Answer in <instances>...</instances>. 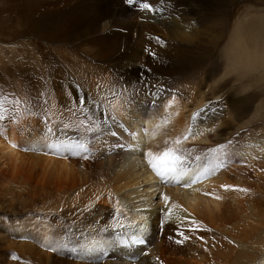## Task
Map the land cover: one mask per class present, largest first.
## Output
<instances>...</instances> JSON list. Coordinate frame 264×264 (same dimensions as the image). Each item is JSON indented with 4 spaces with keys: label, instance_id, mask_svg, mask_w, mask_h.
<instances>
[{
    "label": "bare ground",
    "instance_id": "1",
    "mask_svg": "<svg viewBox=\"0 0 264 264\" xmlns=\"http://www.w3.org/2000/svg\"><path fill=\"white\" fill-rule=\"evenodd\" d=\"M127 2L129 0H26L25 5L22 4L23 8L20 6V10L22 8L23 11H26L27 8L32 9V13L28 11L23 16L26 20V29L30 33L45 41H50L60 48L69 44V42H73L75 45L72 49L77 50L79 48L81 53H84L82 56H88L95 61V66L100 70L99 74L97 72V79L100 80L101 85H99V90L97 86L99 82L95 84L94 81H91L95 86L93 89H96L94 95H91L92 91L89 90L91 88L88 89L85 86L87 87L86 90L83 87L84 83L81 84L83 90L75 89L67 82L69 79L67 75L68 79L66 78V80L65 74L61 70H56L50 65L47 70L51 75L49 84L52 87V92L50 90V96L54 98L59 95H61L60 97L63 96V102L60 103L62 105L58 104L56 106L60 110L62 108L59 107L65 105L63 112H66L65 116L56 118V124L59 123L62 128L60 127L56 134H52L51 139L45 138V130L43 133L36 131L37 121L32 117L28 116L29 119L27 117L23 118L25 115L19 117L21 118L19 120L18 116L13 114L14 109L7 113L8 110L13 108L11 106L12 102L9 103L10 98L8 96L0 103L2 105L0 109L4 108L3 113L8 114L7 117L0 116L2 117L0 119V201L4 191L9 193V196L15 194L10 193L13 191H9V188L12 189V186L15 188L17 184L21 187L16 185L20 190L25 189V195L31 197V199L29 198L30 201L35 202L34 199L37 196L43 195L40 197L47 199V201L42 199L40 203L41 198H38L36 208L39 207V204H42L43 206L38 209L45 211L49 209L45 214H38V212L32 213L35 209L32 210L28 207V213L23 219L8 218L9 223L7 222V224L9 226L6 224L5 227H9V230L13 232V236L18 237L20 240H16L18 241L17 244L13 242L14 246L17 245L16 251L14 248V256L12 253H9L10 255L6 254V264H99L98 261L104 255H109L113 251L120 253L121 258L124 256L129 259L137 255L136 253L144 251L146 254L144 256L139 255L140 257L135 264H249L255 257L256 252L251 249L252 245L245 241L247 240V238L244 239L246 233L242 232L244 231L242 229H240V232L234 230V233H231L230 229L229 234H225L226 236L222 232V235L219 233L215 237L217 242H214L217 245L213 244V247H211L212 244L209 246L210 243L207 245L208 243L206 244L203 240L202 243L198 239L202 237L206 239L208 236L211 239L208 234H212V229H209L208 224L224 227L231 222L230 220L239 217V214L236 217L232 216L235 218L228 216V213L226 214L228 204L226 205L224 200L225 195L230 194V192L225 191L224 186L227 185L229 190H232L230 186L233 185L234 180L238 181V179H234V175L236 173L241 175L240 170L245 174L244 170H248L253 164H258L259 157L257 156L260 155V161L264 163V135L252 136L251 138L246 136L248 139L242 141L243 143L237 138L232 140L230 137L227 138L229 125L239 116L241 109L235 108L237 105L235 100L238 98L235 97V99L230 96L219 98L221 96L220 91H222V89H219L221 76L231 73L242 75V73L255 71L264 66V15L257 17L256 14L247 13L239 19L235 23L229 40H227V46L224 47L227 60L225 63L226 70L222 68L224 73L220 78L217 77L218 79L211 82L208 76L213 75L215 72L218 73L221 67L216 62L212 64L213 66L206 75L201 79L198 78V84H194L191 81H183L182 76L179 74L188 68L198 67L203 61V55L201 52L196 51L195 47L180 44V41L173 40L178 37L183 40L191 39L195 41L197 38L183 30V27L189 28L194 24H192V17L190 16L192 10L187 8L184 0H131L129 5L134 8L133 10L135 11V8H138V11L140 9L146 10V13L144 12L146 17L147 14H151L153 9L156 10L155 15L157 16L151 17L152 23L147 21L151 25L144 23L145 17H143L142 22L145 26L141 28L135 27L134 17L138 16H133V13L130 12L131 7L127 5ZM135 4L137 6L134 7ZM144 4H148L149 7L145 9ZM161 13L163 17L160 16ZM141 15L143 16V14H140V19H142ZM136 24L139 26V23ZM152 24L161 26L160 28L156 27L158 28L156 29L154 28L155 25ZM152 27L154 29H151ZM161 30L163 34L166 32L167 37L164 38V43L157 46L158 53L155 54L156 56L151 57L147 53L149 50L145 52L144 47L142 48L143 44L140 45L143 42L138 43L137 40L150 41L149 38L155 37L156 33L159 34ZM140 52L143 54H140ZM91 74L93 75V73ZM98 75L101 76L100 79ZM89 76L85 78L88 79ZM93 79L95 78L93 77ZM251 85V82L245 83L242 88ZM40 86L44 87L40 82H33L32 89H38ZM96 93L103 94H100L102 99L99 98L106 108L104 112L108 117L105 119L101 117L102 114L100 115L97 110L99 108H95V103L93 104L92 100V102L89 101L90 95L94 96V99L95 97L98 98L99 95L97 96ZM183 96H191L189 98H192L190 100L192 103H188L191 107L186 108L188 106L186 100L184 102L181 100L184 98ZM213 97L216 98L212 99ZM49 99L48 102L53 101L51 97ZM80 99L85 102L82 107L78 103ZM60 100L58 101L60 102ZM29 102L31 103V100ZM57 103L55 102V104ZM97 105L99 104L97 103ZM41 107L39 105V108ZM54 107L52 106V109ZM58 110L57 112H59ZM190 111L193 113L191 129L188 127ZM82 112L85 113L84 117H81L80 113ZM59 113L61 114V112ZM54 115H57V113ZM5 119L9 120L8 125L5 122L3 123ZM68 120L73 121V123L71 122L72 127L76 123V127H78L77 124H85L82 129L95 128L91 129L92 131L90 130L93 132L94 139H92L94 141L87 144L95 151L93 154L87 155V146L82 149V144L88 142V138L85 137L84 132H79L81 125L76 128L78 130H75L69 124L74 129L70 131L67 125ZM76 120L79 122L77 123ZM169 123L171 130H168L170 129L168 126L166 130L170 132L169 134L175 140L171 137L172 139L167 140V143H171V140H173V143L165 145L163 142L161 144V139H163L164 133L167 132L162 133L163 136H161V133L160 135L157 133L164 130L163 127ZM19 124L22 125H20L22 129L19 128ZM27 124L30 127H27ZM110 128L112 129L110 130ZM213 132L214 134H210ZM70 133H72L71 136H69ZM30 134L32 135L31 138H29ZM77 134L80 135L77 136V139H80V141L78 140L79 143L77 142L78 146L75 141L76 137L73 138V135ZM169 134H165L167 138ZM157 135L162 138L157 139V141L154 140L155 138L152 139L153 136ZM211 136L213 139L214 137L219 138L220 145L217 144L219 148L216 151L218 150L219 154L222 153L221 157L218 158L222 167L221 170H218L220 172H218L219 176L215 174L217 178L216 176L213 177L214 172L211 170L213 172L211 177L214 178V180L210 178L212 182L210 179V182H206L207 180L204 181V178L203 181L206 184L218 185L216 190L219 194L216 195L217 191L213 193L208 184L209 192L207 194L211 190V194H215L216 199L212 198L215 195L210 194L208 197L210 200L206 199L204 206L205 201L202 200L204 197L202 193L208 191V188H203L202 177L199 179L202 181H200L201 188H197V185L192 182L197 175L196 166H193L192 163V165L186 164L184 168L175 169L177 171L173 169V172H175L173 175L183 186L187 183H193L195 184L194 187H183L178 184L181 187L174 186L175 188H170L163 185L164 188H162V185L156 182V179L160 176L148 163L149 159L155 160L156 157L162 156L166 151H170L172 154H177L178 151L179 160L183 161L185 154L190 155L193 150L201 151L206 147L208 149L209 146L205 143L211 141L215 143L216 139L211 140ZM204 140L210 142L205 141L204 143ZM191 141H194L195 144ZM196 141L199 143H196ZM26 143H29L28 146L30 147L40 149V151L36 154L26 153L27 150L22 151L21 146L22 144L26 146ZM118 144L121 146H118ZM178 147L180 150H178ZM62 150L66 153L64 157L56 158L53 156L54 153L58 154V151ZM149 153H151V156L148 155ZM189 159L190 157L186 156L184 160L187 162ZM174 161L170 163L156 162L158 167L165 173L168 168L175 167ZM179 164L181 163L179 162ZM262 165L264 166V164ZM99 166L104 168L103 171H107V176L111 180L108 179L109 183L106 182L105 172L103 174L102 170H100V173L103 174L102 177H105L103 179H106L107 184L102 183L104 180L102 182L97 181V183L93 179H88L91 173L97 172L95 169ZM96 172L95 174H98ZM199 172L201 173V171ZM256 172L258 173V171ZM246 173L250 178V169ZM167 176L169 177V174ZM261 176L263 177L264 174ZM102 177L100 180H102ZM240 177L238 178L240 179ZM262 177H259L261 178L259 180H262ZM141 185L142 188L140 189ZM236 185L234 186L236 187ZM214 188L212 187L213 190ZM157 189L158 191L161 190L162 194L161 197L159 194V200L165 204L162 205L161 202L162 206H159L163 209L162 215L155 209L157 205L155 203L154 206V200L152 201V196L154 198L153 192L155 194ZM236 191L237 189H234L232 197H237ZM235 194L237 195L235 196ZM19 196L21 197V194ZM239 196L246 198V195L242 197L241 194ZM245 198L243 200L240 197L239 199L236 198L237 203H239L237 205L241 203V208L236 206L249 212L247 211V205H251L250 198L246 200V202L248 201L246 206ZM233 199L235 200V198ZM13 200L15 199L13 198ZM9 201L8 203L11 204L10 206L7 205L12 210L17 211L16 209L19 207H16V203L14 205L12 201ZM209 201L218 204V214L211 212V206L209 203L207 204ZM234 202L236 203V200ZM102 204L111 205L112 207L105 210V208H100ZM200 204L205 207V210L201 208ZM1 205V209L6 206L1 207ZM7 207L6 209L9 208ZM215 207L217 208V206ZM10 208L9 210H11ZM30 209L32 212H30ZM40 210L38 211L40 212ZM15 211L12 214L24 213L25 210H22V212ZM237 221L234 220V223ZM240 227L238 225L237 229ZM33 234L35 238H31L33 241H30L28 237ZM198 236L201 237L197 239ZM36 237H39V240ZM139 238H143L145 244L138 243L133 246L128 244ZM36 243L42 245V248L53 247L54 251L52 253L49 249V252L46 249L43 251ZM93 251V255H90L89 260H87V255ZM261 258H263L264 264V257ZM122 259L125 262L127 261L128 264H133V261ZM110 260L112 261V259ZM112 263L115 264L114 261L100 262V264Z\"/></svg>",
    "mask_w": 264,
    "mask_h": 264
},
{
    "label": "rangeland",
    "instance_id": "2",
    "mask_svg": "<svg viewBox=\"0 0 264 264\" xmlns=\"http://www.w3.org/2000/svg\"><path fill=\"white\" fill-rule=\"evenodd\" d=\"M24 2H26V0H18V1L17 0H13V1H11V0H0V26H1L0 27V103H2L4 101L3 99H5L8 96L10 98L9 103L12 102L11 106L13 108H12V110H8L7 113L9 111L10 112L13 111V109H14L13 114H15L14 116H18L19 120L21 119L19 117H23L25 115L26 116L23 117V118L27 117V119H29V117H32V119L37 121V123H36V131H38L40 133H43L44 130H45V133H46L45 138L47 137V138L51 139L52 134H56L58 132L59 128L61 127L59 123L56 124V122H55V120H57L56 118L59 117V116H65L66 112L65 113L63 112L64 111L63 107L65 105L60 106V105H62L60 103L63 102V96L60 97L61 95H59L58 96L59 98L57 96H55V98L50 96V94L52 92V87H50L51 85L49 84V81L51 80V75L47 71L50 68V65L53 68H55L56 70H61L65 74L64 75L65 79L68 76L69 79L67 78L68 79L67 82L70 85H72L73 88H75V89L79 88V90L80 89L83 90L84 88L86 89L87 87H88V89L91 88V89H89V90L92 91L91 95H94L93 93L96 92L95 91L96 89L95 90L93 89V88H95L94 83L97 84L100 81V80L97 79V72L99 74L100 70L98 69V67L95 66L96 65L94 63L95 61H93L90 57L82 56L84 53L83 52L81 53L79 48H77V50L72 49L74 47L73 45H75V43L69 42V44H66L64 47L60 48L56 44H54V43H52L50 41H45L42 38L37 37V36L33 35L32 33H30L26 29V26H25V23H26L25 21L26 20H25V17H23V16L25 14H27L28 11L30 13H32V9H28L27 8L26 11H23L22 8H23V5H25ZM184 2L186 3L187 8L189 10H192L190 16L192 17V21L191 22H192V24L193 23L194 24L192 25L193 27L192 26L189 27V28L188 27H183V30L187 31L189 35H194L197 38L195 39V41H193L191 39L183 40V39H180L178 37H177V39H173V40L174 41L175 40L176 41H180V44H186L188 46L195 47L196 51L202 53L203 61L198 67H195V68H192V69L188 68L187 70L182 71L179 75L182 76L183 81L187 80V81H191L194 84H198L197 81L199 79H201L204 75H206L210 71L211 67L213 66L212 64H215L217 62V64H219L221 66L220 67L221 70L219 68L218 73L215 72L213 75L208 76V77H210L211 82H212V80H216V79L220 78V76L224 73L223 69L226 70L225 63H226L227 60H226V56H225L226 54H225L224 47L227 46L226 45V43L228 42L227 40H229V36H230L231 32L233 31L235 23L239 19L244 17L247 13H251L252 15L256 14L255 16H257V17L264 15V0H184ZM9 3H11L12 5L9 4ZM127 3H128L127 5L130 4V2H127ZM8 5H10V6H8ZM20 6H22L21 10H20ZM129 6L131 7V11L130 12L133 13V16H138V17H134L135 18L134 19V22H135L134 24L136 25V26L135 25L134 26L137 27V28L138 27L139 28L144 27L145 25H143V22L144 23L146 22L147 25H151V23H152L151 22V19H152L151 17L154 18L155 16H157V15H155V11H156L155 9H153V11H151L150 15L147 14V17H146V14H144V12L146 10H142V9L139 8L140 11H138L137 10L138 8H135L137 10V12H136V10L135 11L133 10L134 8L131 5H129ZM133 6L135 7L137 5L135 4ZM8 7H10V8L8 9ZM162 13H163V9H162ZM162 13H161L160 16L163 15ZM140 14H143V16L141 15L142 19H140V17H139ZM143 17H145V19ZM158 17H159V15H158ZM138 18H139L140 21L138 20ZM142 20H143V22H142ZM147 21L148 22L150 21L151 23H148ZM136 23H139V26ZM152 25H155L154 28H156V27L160 28V26H161V25H156V24H152ZM154 28L152 27L151 29H154ZM158 28H156V29H158ZM165 37H167L166 32H164V34H163V32L161 30L159 34L156 33L155 37L149 38L150 41L149 40H137V41H138V43L143 42V43H140V45L143 44L142 48L144 47L143 48L144 51L147 52L149 50L147 53H149L148 55L152 57L156 53H158L157 46H159L160 43H164V40H165L164 38ZM144 43H146V44H144ZM134 44H135V42H134ZM134 44H132V45H134ZM144 45H146V46H144ZM222 51H224V52H222ZM77 52H78L79 55L77 54ZM140 54H143V53L140 52ZM205 60H206V62H205ZM86 62L87 63L89 62V63L88 64H84ZM56 70H54V71H56ZM90 72L93 73V75L96 73V75L93 76ZM263 72H264V66L261 67V69H258V70H255V71H251V72H248V73H246V72L242 73V75H235L234 73H231L232 75L231 74H227V75L221 76L222 79H221V82L219 84V89H222V91H220V95L221 96L219 98H223V97H226V96H230L231 98H235L236 97L238 99L235 100L236 103H237L235 108L236 109L237 108L241 109L239 116H237V118L235 117L236 119H234V121H232L230 123V125H229L227 138L230 137L231 140L233 138H237L238 140H241V143H243L245 139L246 140L248 139L247 137L251 138L252 136L259 137L260 135H264V73ZM87 74L91 75L92 78H90L91 76H89ZM87 76H89L88 79L85 78ZM93 77L95 79H93ZM100 77L98 75L99 79H100ZM89 79H90V81H89ZM70 80H72V81H70ZM91 81H94V83L91 82ZM33 82H40L44 87L40 86L38 89L36 88L34 90V89H32L33 88L32 87L33 86ZM74 82H75V84H74ZM88 82L91 83V84H89ZM208 82H209V80H208ZM249 82L252 83L251 86H249L247 88H242L243 84H245V83L247 84ZM82 83H84V86L81 85ZM87 84H89V85H87ZM99 85H101L100 82L97 84V86L99 87V90H100V86ZM85 86H87V87H85ZM50 90H51V92H50ZM100 94H102V93H100ZM100 94H97V96L99 95L98 98L103 95V94L102 95H100ZM91 95H90V98H89L90 100L89 101L90 102L93 101V104L95 103L94 105H95L96 109L99 108L97 110L99 111L100 115L102 114L101 117L104 118V119L106 117H108L106 115V112H104V111H106V108L101 103L102 97H101V99L99 98V100H98L97 97H95V99H94L93 98L94 96H91ZM50 97L53 100L52 102L50 101L51 103L48 102L50 100L49 99ZM78 97L80 98V96H78ZM189 97H191V96L184 97L183 99H181V100H183V102L186 100V105H188V106H186V108L187 107H191V105H189L188 103L191 102L190 100H192V98L190 99ZM60 98H61V100H60ZM214 98H216V97H213L212 99H214ZM30 100H31V103L29 102ZM58 100H60V102ZM75 100H76V98H75ZM97 100H98V102H97ZM25 101H27V102H25ZM54 101L58 102V103L55 104ZM206 101H210V100H206ZM41 103H42V107H41ZM53 103H54V105H53ZM78 103H79V106L82 107L83 106L82 104L85 103V102H84V100L80 99ZM97 103L99 105L101 104L102 107H101V105L99 107V105H97ZM58 104H60L59 108H62V109H60L61 111L58 110V107H57ZM14 105H15V108H14ZM39 105H40L41 108H39ZM52 106L53 107L55 106L53 108L54 110L52 109ZM55 108H56V110H55ZM57 110L59 112H61V114L59 112H57ZM4 111H5L4 108L0 109V114L3 113ZM56 113H57V115H54ZM80 114H81V117L85 116L84 112H82ZM185 114L187 115L186 112H185ZM7 115L8 114L3 113L0 116H4V117L6 116L7 117ZM192 117H193V113L191 112L190 113V117L188 118V121L190 120L189 121V126H188L189 128L190 127L192 128V123H193V118ZM78 118H77V120H79ZM4 122H5V124L7 123V125L9 124V120L8 119L3 120V123ZM71 122L73 123L72 120H68L67 121V125L69 126V124H70L71 127H72L73 124ZM78 122L79 121H77V123ZM74 124H75V126L72 127V128H74L75 130H78L76 128H78L81 125L80 126L81 130L79 132H81V133L84 132L85 137L88 138V142L82 144V149H85V147L87 146L88 143L91 144V142L94 141L93 140L94 136H92L93 132H91V131L93 129H95V128L91 127L89 129H87V128H83L82 129V127H84L85 124H79V125L77 124L78 127H76V123H74ZM20 125L21 124H19V128L22 129V127H21L22 125L21 126ZM28 125L29 124H27L26 126L30 127V125L29 126ZM144 126H146V124H144ZM167 126L169 127L170 123L166 124V126H165L166 128L163 127L164 128V130H162L163 132L161 131V132H159L157 134L160 135V133L162 134L165 131L166 132L168 130L170 131L171 128L169 127L170 129H168ZM71 127L69 126V130L70 131L74 130ZM111 129L112 128H110V130ZM166 129H168V130H166ZM27 130H29V129H27ZM23 131H24V129H23ZM113 132L114 131L112 130V133ZM167 133L169 134L170 132H167ZM167 133H164V136L166 137V139L163 136V134L161 135V136H163V139H161L162 137L160 138V136H158V135L157 136H153L152 139L155 138L154 140H156V141H157V139H159V140L161 139V144H163V142H164L165 145L166 144L168 145L170 142L169 143H167V142L170 141L169 139L172 136L169 134V136L167 138V135H165ZM71 134L72 133H70L69 136H71ZM210 134H214V132L210 133ZM78 135L79 134H77L75 136L73 135V138L76 137L75 138L76 140L75 139L74 140L76 141L77 146H78V143L80 141V139H77ZM115 136H118V135H115ZM215 136H218V135H215ZM31 137H32V135L30 134L29 138H31ZM215 139H216L215 143H213L214 141H211L212 142L211 143L209 140H204L203 141L204 143H205V141L206 142L208 141V142L211 143V144L210 143H205V145L208 144L207 146L210 147V148L208 147V149L206 147V148L202 149L201 151L193 150V152L195 151L194 153L190 152V155L189 154L188 155L185 154L183 156V161L182 160L180 161L179 159H176L175 161L172 160L176 164L175 167L173 166L172 169H174V170L177 169L178 170L180 168H184V166L186 164L188 165V163L189 164L192 163L193 166L195 165L196 166L195 169H197V173H196L197 175L195 176V179L192 182H194L197 185L196 186L197 188L200 187V186L202 187V184L200 185V181L201 180L203 181V178H204V181L207 180L206 182H208L210 178H212L214 180L213 177L216 176L215 174H218L217 176H219L220 172L218 170H221L220 168L222 167V166H220V159H218L219 157H221L222 153L220 152V154H219V151L218 150L216 151V149L219 148L217 146L220 145V143H219L220 141H219L218 137H216V138L214 137V139H213V137L211 138V140H215ZM154 140H152V141L154 142ZM120 141L121 140L119 139V142ZM193 142L191 141V143H193ZM171 143H173V140H171ZM196 143H199V142L196 141ZM204 143H202V144L204 145ZM28 144L29 143H26L27 148H26V146H24L22 144V146H21L22 147V151L23 150H25V151L27 150L26 153H29V154L30 153L36 154L37 152L40 151V149H38L36 147H30V146H28ZM193 144H195V142ZM217 144H219V145H217ZM118 146H121V145L118 144ZM88 147H89V145L86 147V150H87V153H88L87 155L93 154V152H95V151L92 150L93 148H90V147L88 148ZM28 150H30V151L28 152ZM31 150H33V151H31ZM178 150H180V148ZM23 153H25V152H23ZM176 153L178 154V151ZM64 154H66V153L62 150V151H58V154L54 153L53 156L56 157V158H62V157H64ZM177 154L174 153L173 155L175 157L179 158L180 155L179 154L177 155ZM134 156L136 157V155H134ZM186 156L190 157V159L187 160V162L184 160L186 158ZM195 156H197V157H195ZM193 157H195V158H193ZM257 157H259L258 161H257L258 164H260V163L264 164L263 162L260 161V155L257 156ZM200 158H201V162H200ZM177 160L181 164H179V162H176ZM251 162H252V160H251ZM177 164H178V166H177ZM258 164H253L252 166H250L249 169H250L251 175L253 174L252 176L250 175V178H249V175H246L247 174L246 172H248L249 169L248 170H244L245 174L241 170H240V172L238 171L239 173H241V175L238 174V173H236L234 175V177H235L234 179H236V180L238 179V181L234 180L233 185L230 186V189H232V190H229L228 187L225 189V191H227V192L229 191L230 194L229 193L226 194L225 191H224V193L226 194L225 196L228 197L229 195L231 196L233 194L234 189H237V191L235 192V193L238 194V195L235 194V196L237 195V197H232L234 195L233 194L231 197L229 196L227 199L225 197L224 201H225L226 205L228 204L227 205V209H226V214L228 213V216L230 215L231 217L232 216L236 217L239 214V217L238 216L237 217L240 218V219L238 220L237 217H236V219L230 220L231 222L228 223V225H225L226 227L225 226L224 227H221V226L216 227V226L208 224L209 229L210 228L212 229V234H208V235L211 236V239H210V237L208 235H206V236H208L210 242L208 241V238H206V239L203 238V237L200 238L201 236L197 237V239L200 238L198 240H200L201 242L203 240V242L205 241L206 244L208 243L207 245H209V243H210L209 246H211V244H212L211 247H213V244H215L214 242L217 240V238H215V237L219 233L221 235H222V233H223V235H225V234H229L228 232H230V229L232 231L231 233H234L235 232L234 230H236L238 232L241 231L240 229L244 230V231H242V232L246 233L244 239L247 238V240H245V241L250 243L252 245L251 249H253L254 252H256L255 257L253 258V260L249 264H263V258H261V257L262 256L264 257V178H263L264 176L263 177L261 176L262 174H264V166L262 164H261L262 166L258 165ZM198 167L200 168V170H199ZM201 168H203V169H201ZM103 169H104L103 167L99 166V168L95 169V170H97V172L96 171L95 172L98 173V174H95V172H93V173L90 174L91 176L89 175L88 179H90V180L93 179L95 182H97V181L102 182L104 180V182H102V183L107 184L106 182H108L110 180V178H109V176H107L108 175L107 171L105 172V171H103ZM100 170H102V173L105 172V177H106L107 181H106V179H103V178H105V177H102L104 173L103 174L100 173L101 172ZM174 170H171V171L167 170L165 172V174H164L165 176H163V177L160 176L158 179H156V182L159 183V185L161 184L162 188H164V186L165 187L167 186V187H170V188L177 187L178 184H180V182L173 175L175 173V172H173ZM177 170H175V171H177ZM203 170H205V171H203ZM211 170L214 172V174H212L213 172ZM199 171H201V173ZM209 171H211V172H209ZM253 171H254V173H252ZM256 171H258V173ZM206 172H209V173H206ZM167 173L169 174V177L167 176L168 175ZM211 174L213 175V177H211ZM248 174H250V173H248ZM256 174H257L258 177L256 176ZM95 175H97V176H95ZM100 175L102 177V180H100L101 179ZM93 176H95V177H93ZM217 176H216V178H217ZM237 176L238 177L242 176L243 178L240 177V179L242 178L245 182H247L248 180H250V181L245 183L242 179L240 180ZM245 176H247L249 179L246 178ZM96 177L99 180H96L97 179ZM201 177H202V179L199 180ZM205 177H207V178H205ZM244 177L246 179H248V180H246ZM259 177H262V180H259V179H261ZM160 178H161V180H159ZM212 179H210L211 182H212ZM94 181H92V182H94ZM204 181H203V183H204V185H203L204 187L203 188H205V187L208 188V191H204L202 193V196L205 197V198L204 197L202 198V200L205 201L204 202V206H205V203L207 201L206 199H209L208 197L211 194V190L213 191V193H215L217 191L215 193L217 195L218 190H216V186L218 187V185L217 184H213V185H215V186H213L211 183L210 184L209 183L206 184V182H204ZM240 181H242L243 183L242 182L239 183ZM187 184L188 185L190 184V185L188 186ZM187 184H184V186L185 187H194L195 186V184H193V183L192 184L191 183H187ZM208 184L210 185L211 190H210V193L207 194V192H209ZM235 184H237L236 187L234 186ZM16 185H15V188L13 186L11 187L12 189L9 188V191H13V192H10V193H12V194L15 193V194H13L12 196L11 195L9 196V193L4 191L3 196H2L3 198L1 197V201L2 202L0 201L1 204L3 203V205H6V206H3V205L0 204L1 207L3 206L2 209L4 210L3 211L0 208V220H1V222H0V262L5 263V264L7 262V260H5V259H7L6 258L7 255L9 253L10 254L12 253V255H13V253H15V252H13V249L15 248V251H16V247H17L16 244L18 242L16 240L19 239L18 237H14L13 236V232L11 230H9L10 229L9 227H5L7 222L9 223V221H7L8 218L9 217H15L17 220H21V218L23 219L26 216V213H28V207L31 208L32 210H33V208L35 209V210H33L34 212H32V210L30 209L31 210L30 212H32V213H37L38 212V214H45L47 212V210H49V209H47L45 211V210L38 209L39 207L43 206L42 204H39L38 205L39 207L36 208L37 203H38L37 200H39L38 198H41L43 195L42 196L39 195V197L37 196L36 199H34V200H36L35 202L32 201V200L30 201L31 197L29 195H25L26 194L25 189H21L20 190L21 187L19 185H17L18 187H20V188H17ZM180 185H182V184H180ZM180 185L178 186V188L181 187ZM211 185H212L213 188L215 187L214 190L212 189ZM225 186H227V185H225ZM237 186H240V187H237ZM233 187H234V189H233ZM139 188L141 189L142 185ZM243 189H247V191H244ZM160 191H158V189H157L155 194L153 192L154 198L152 196V201L154 200L153 201L154 202L153 205L155 203H156L155 205H157V206L154 205L155 209L158 212H160V214L162 215L163 209L160 208V207L162 205H165V204L161 200H159V194H160V197L162 195ZM19 194H21V197L19 196ZM241 194H242V197H243V195L244 196L246 195V198L243 197V198H245V203H246L245 206L248 204V201L246 202V200L250 198L249 202L253 206L250 208L251 205H249V204L247 205V208H248L247 211H249V212H246V211H243L242 209H240L241 208L240 207L241 203H240V205H237V204H239V203H237L238 202L237 199H239V197H240L241 200H243V198H241V196H239ZM37 195H38V193H37ZM214 195H212V196H214ZM216 195L214 197H212V196L211 197L215 198ZM13 196H15V197H13ZM35 196H36V194L34 195V197ZM8 197H10V198L8 199ZM13 198L15 200H13ZM233 198H235L236 203L234 202L235 200ZM42 199L47 201V199L41 198L39 200V202ZM8 200H10L9 202L12 201V204L16 203V207H19V208L16 209L17 211L12 210L9 207L11 203L9 204ZM252 200H253V202H252ZM48 201H50V200L48 199ZM161 202L163 203L162 205H161ZM158 203H159V205H158ZM208 203L211 206V212L215 213V214H218V212H217L218 211L217 210L218 209V204L216 203L217 204L216 205L212 201L207 202V204ZM7 204H9V206ZM14 205H13V207H15ZM236 205L239 206L240 208H238ZM7 206L11 210H9V208ZM200 206H201V208L203 210H205V207L203 205L200 204ZM215 206H217V208ZM228 206H230L229 207V211H228ZM6 207L8 209H6ZM111 207H112L111 205L110 206L109 205H104V204L100 205V208H102V209L105 208V210L111 209ZM158 208H159V210H158ZM36 209L40 210V212L38 210H36ZM233 209L236 210V211H234ZM19 210L21 212H22V210L23 211L25 210V211H24V213H17L15 215L12 214L13 211L18 212ZM203 212H205V211H203ZM252 212L254 213L255 216L253 215ZM205 213H207V212H205ZM235 217H232V218H235ZM234 220H236V221L238 220V221L236 223H234ZM160 221H162V220H160ZM2 222H3V224H1ZM128 225H129V223H128ZM232 225H233V228H232ZM238 225L241 226L240 228H238L239 230L237 229ZM211 226H213V227H211ZM245 230H246V232H245ZM31 236H29L28 239L30 241H33L32 239H34L35 236H34V234L31 235ZM213 236H214V238H212ZM12 237H13V239H12ZM11 239H12V241H11ZM7 240H10V241H7ZM37 240H39V237L37 238ZM131 241H132V239H131ZM9 242H10V244H9ZM13 242H16V244H15L16 246H14ZM229 243H231V242H229ZM36 244L39 247L42 246V245H39L38 243H36ZM128 244H130L132 246L135 245L134 242H129ZM215 245H217V243ZM52 248L53 247H43L42 249H43V251L45 249H46V251H48V249H49V251L51 250L50 253H52V251H54V248H53V250H52ZM93 253H94V251L89 253V255H87V257H86L87 260H89V256L93 255ZM117 253L118 252H114L113 251L109 255H107V254L104 255L102 257V259H100L98 261V263L100 264V262L103 263V262H107V261H109V262H113L114 261L115 264H124V263L128 264L127 261L126 262L123 261L122 258H124V259L130 260V261H133L132 263L135 264L140 256H144L146 254L144 251L143 252H139V253H136L137 255H134L131 259H129V258L124 257V256H122V258H121L120 253H118V254ZM110 259H112V261ZM2 263H0V264H2Z\"/></svg>",
    "mask_w": 264,
    "mask_h": 264
},
{
    "label": "snow or ice",
    "instance_id": "3",
    "mask_svg": "<svg viewBox=\"0 0 264 264\" xmlns=\"http://www.w3.org/2000/svg\"><path fill=\"white\" fill-rule=\"evenodd\" d=\"M129 2H131V0H129ZM143 7L148 8L149 5L144 4ZM0 107H2V105H0ZM0 118H2V117H0ZM148 155L151 156V153H149ZM176 159H179V158L175 157L170 151H166L162 154V156L156 157L155 160L149 159L148 163L157 172V174L159 176L163 177L165 173L163 170H161L160 167H158V164L156 161H162V162L170 163L172 160H176ZM167 170L171 171L173 169L168 168ZM224 187L227 188L228 186H224ZM243 190L247 191V189H243ZM165 199H167V197H165Z\"/></svg>",
    "mask_w": 264,
    "mask_h": 264
},
{
    "label": "water",
    "instance_id": "4",
    "mask_svg": "<svg viewBox=\"0 0 264 264\" xmlns=\"http://www.w3.org/2000/svg\"><path fill=\"white\" fill-rule=\"evenodd\" d=\"M133 242H134L135 244H138V243H143L144 240H141V239L139 238L138 240H134Z\"/></svg>",
    "mask_w": 264,
    "mask_h": 264
}]
</instances>
